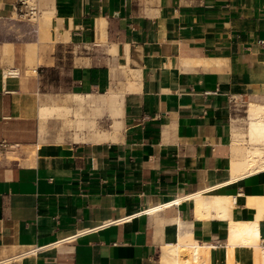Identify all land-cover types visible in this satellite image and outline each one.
Returning <instances> with one entry per match:
<instances>
[{"label": "crops", "instance_id": "0c3cea01", "mask_svg": "<svg viewBox=\"0 0 264 264\" xmlns=\"http://www.w3.org/2000/svg\"><path fill=\"white\" fill-rule=\"evenodd\" d=\"M39 2L50 22L13 21L25 34L0 45V142L40 146L36 168H0V264H165L189 240L209 264H263L247 228L264 247V171L233 181L232 164L264 106V0ZM111 93L116 140L74 142L92 131L72 123L80 106L110 131ZM41 106L68 108L50 135ZM198 194L233 207L195 214Z\"/></svg>", "mask_w": 264, "mask_h": 264}, {"label": "bare ground", "instance_id": "6f19581e", "mask_svg": "<svg viewBox=\"0 0 264 264\" xmlns=\"http://www.w3.org/2000/svg\"><path fill=\"white\" fill-rule=\"evenodd\" d=\"M29 1H34V0H29ZM50 20H51V14L49 12H46L43 15V19H42L43 28L50 22ZM5 46L8 47V45ZM7 75L16 76L17 73L15 71H10L9 73H7ZM120 96L121 95L119 93L116 94L111 93L108 94L106 99H104V102L110 108L111 116L114 117L113 126L111 127L110 131L102 130L100 128V124L93 119L91 120V122L86 120L87 118L86 119L84 118V114L82 112V106H80V109H77L75 111V122L72 123H75V126L79 128L80 132H83V130L88 127H91L92 131L88 135H79V133L77 132L72 138V140L74 142H109L116 140L115 135L120 130V123L117 120V117L121 115ZM75 101L80 105H82L85 99L82 96L76 95ZM255 103L251 105L249 104L250 109H248L249 129H247L248 131L247 133L248 138L246 141L247 148L245 151L241 152V154L243 153L242 155L239 153L242 157H239L238 155L239 159L237 157L238 160L234 161L232 164L233 181H236L239 178H243L246 175L264 171V106ZM53 113H59L61 114V116L62 115L67 116L68 108L64 106L56 107V108L48 107V106L40 107L39 118L42 121V126L40 130L42 135H44L45 133V128H46L45 120L48 117H50ZM65 125H68L67 121L65 122ZM247 134L245 133L244 135L243 132L244 137L247 136ZM238 135L239 137L238 136L237 137L239 139L238 138L237 139L240 140V136L242 135H240L239 133ZM58 140L62 141L63 137H59ZM242 140H246V139L243 138ZM243 143L245 142L244 141H242V143L240 142V144L242 145ZM235 146L237 147V144H235ZM238 152H240V150ZM191 197L193 198L196 204L197 210L195 211L197 212L195 214H202L201 212L205 211V213H208L207 217H210L209 214L212 211H215L220 214V212H224V213L228 212L233 207V198L207 197V196H202V194H198L196 196H191ZM179 203L180 201H178L176 204ZM164 208H165L164 206H161L158 207V209L153 210L152 212L163 210ZM249 230L250 229L247 228V233H249L248 244H253L256 250L258 249L260 250L262 261L264 264V247L260 246L258 237L255 238L251 237ZM210 251L211 248L201 247L196 241L195 242L193 240L192 241L189 240V242L180 241L178 246L164 248L162 257L165 264H209L210 261H208L207 256L209 255ZM186 254L189 255V257L185 259L184 257Z\"/></svg>", "mask_w": 264, "mask_h": 264}, {"label": "built area", "instance_id": "2783aa9c", "mask_svg": "<svg viewBox=\"0 0 264 264\" xmlns=\"http://www.w3.org/2000/svg\"><path fill=\"white\" fill-rule=\"evenodd\" d=\"M13 13L17 14L21 20H25V17H29L30 23H36L38 18L41 17V11L36 5H32L29 0H16L13 6ZM20 14V15H19ZM4 21L11 23L17 21L13 17L2 18ZM0 19V20H2ZM36 21H32L35 20ZM40 146L38 144H19L9 143L7 141L0 142V168L5 165H20L23 164L30 168H36L38 160V150ZM38 249L31 250L22 255V257L29 255H36Z\"/></svg>", "mask_w": 264, "mask_h": 264}, {"label": "rangeland", "instance_id": "374dc122", "mask_svg": "<svg viewBox=\"0 0 264 264\" xmlns=\"http://www.w3.org/2000/svg\"><path fill=\"white\" fill-rule=\"evenodd\" d=\"M30 3L32 4V5H36V6H38L40 9H41V7H40V2H39V0H34V1H30ZM41 11H42V9H41ZM20 15V14H19ZM44 14H42V12H41V17L43 16ZM13 16V18H15V19H17L18 18V20H21V18H19V16H17V14H10V16H8L7 18H9V17H12ZM2 18H5L4 16H1L0 15V19H2ZM37 19H35V20H32V21H36ZM25 23L26 22H29V17H25V20H23ZM22 21V22H23ZM38 22H39V18H38V20H37ZM23 22V23H24ZM22 23V24H23ZM30 23V22H29ZM31 24H34V23H31ZM10 23H8V22H6V21H4V19H2V20H0V45H3V43H6L7 41H9V39H10V35H11V32L12 33H15L16 34V37H15V39L17 38V40L21 37L22 38V36L25 34V30L22 28V25H21V23H17V25H13V26H11L10 27ZM18 41H20V40H18ZM111 118V119H110ZM112 120H114V117H112L111 116V112H110V110L108 111V118H107V122H108V124H107V129L108 130H111V127L113 126V122H112ZM57 128V123L55 124V126H53V123L50 121L47 125H46V128H45V132L48 134V135H50V133H51V131H53V130H55ZM61 129H67V127L65 128H61ZM70 129H74L73 131H76V128H74V127H71ZM79 129V128H78Z\"/></svg>", "mask_w": 264, "mask_h": 264}]
</instances>
